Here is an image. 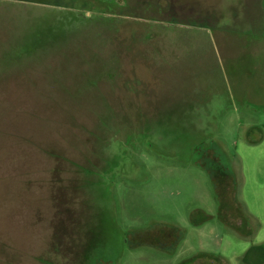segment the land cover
<instances>
[{"label":"rangeland","instance_id":"obj_1","mask_svg":"<svg viewBox=\"0 0 264 264\" xmlns=\"http://www.w3.org/2000/svg\"><path fill=\"white\" fill-rule=\"evenodd\" d=\"M257 244L264 0H0V264H254Z\"/></svg>","mask_w":264,"mask_h":264},{"label":"trees","instance_id":"obj_2","mask_svg":"<svg viewBox=\"0 0 264 264\" xmlns=\"http://www.w3.org/2000/svg\"><path fill=\"white\" fill-rule=\"evenodd\" d=\"M210 176L212 179V183L214 185V189L216 190V194L219 198V207H222L223 204L225 205V190L227 188V181L231 178V174L223 169V167H220V169L217 170V168L209 170ZM231 189H233V184H231ZM240 234V232H238ZM254 252L260 255V260L258 262H255L254 264H261L263 263V257H264V248L263 245L257 244L254 246Z\"/></svg>","mask_w":264,"mask_h":264}]
</instances>
